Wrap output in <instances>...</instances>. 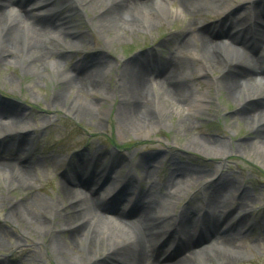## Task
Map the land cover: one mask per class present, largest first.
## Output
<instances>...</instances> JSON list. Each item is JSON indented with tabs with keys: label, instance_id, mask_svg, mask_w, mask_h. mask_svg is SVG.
<instances>
[{
	"label": "rangeland",
	"instance_id": "rangeland-1",
	"mask_svg": "<svg viewBox=\"0 0 264 264\" xmlns=\"http://www.w3.org/2000/svg\"><path fill=\"white\" fill-rule=\"evenodd\" d=\"M22 1L27 3L29 0ZM77 1L73 4L82 3ZM157 1L160 0H143V3L136 7L132 20L139 27L131 33L122 29L115 30L113 25L109 26L110 29L99 30L95 21L89 19L97 13L90 14L87 8L82 12L76 11L71 15L72 18L69 13L65 14L66 18L64 14H54L57 9L58 12L62 11L57 5L51 6L52 11H43L39 15L42 22L64 20L68 27L66 26L67 31L61 36L69 34V38L71 35L77 43L74 47L66 48L61 43L51 41L47 36L48 47L56 48V51L67 56L68 61L63 59L61 63L50 68L47 66L50 63L45 64L39 58L34 60L31 68L26 71L23 68L25 63L35 56L36 52L29 48L28 52L17 53V49L11 46L15 51L12 61L0 64V109L4 112L3 116L0 115V121L7 123L12 121V116L27 112L30 126L26 129H29L30 136L29 140L24 141L25 149L35 154L34 158L30 156L35 165L31 171L34 187L29 192L54 202L62 212L68 204L67 201L64 202L59 191L62 183L81 190H95L101 195L104 191L101 189L103 184L108 185L110 191L113 186L112 178L119 176L120 179L131 178L129 193L135 195L139 191L138 187H143V171L147 166L152 172V179L157 188L167 180L174 182V173L183 172L176 181H180L179 185L183 190L177 192L175 200H172L176 202L175 213H179L183 208L199 206L206 194V183L227 171L242 187L247 188L246 199L249 200V210L252 208L251 212L248 207L244 209L249 215L244 218L242 234L240 230L242 236L246 234L250 239L247 241L249 246L241 248L245 256L233 264H264V240L262 238L259 242L257 239L264 225V145L257 138L260 134V131L256 130L257 121L244 118L240 112L242 108L249 107L247 101L250 97L260 96L264 92V50L260 55L259 47H242L252 57L260 59L257 66L262 74L261 78L251 83L253 87H250L248 82L243 97L237 96L235 92L228 93L213 80L214 77H201L196 69L197 64L202 62L201 59L196 62L186 60L185 63L191 69L180 73L182 79L188 81L189 92L185 100H175L159 83L150 86L146 84L139 93L145 94L147 101L157 107L158 115L153 123L142 124V130H138L134 125L143 121V116L141 121L131 118V122L126 125L120 124L117 116L126 101L125 72L128 67L125 63L137 62L142 58L149 69L151 67L155 70L156 61L164 62L169 56L177 55L174 50L179 41L177 36L186 30L189 22L191 31L199 28L200 24L212 27L215 21L226 16L228 11L224 10L229 9L233 15H237L245 5L264 8V0H246V4L242 3L244 0H227L218 12L195 14L191 17L177 9L176 1L169 4L170 0H165L159 7L155 5ZM90 8L91 11L97 12V7L94 9L92 5ZM150 21H157L158 24L147 27ZM7 33L9 34L10 30ZM26 45L30 46L29 43ZM180 55L178 53L177 57L180 58ZM182 55L184 56L185 52ZM187 56L200 57L201 53L191 49ZM228 57L231 60L251 63L233 50L229 51ZM90 58H102L100 60L109 62L107 70L98 73L100 76L96 78V81L102 83L100 89L105 93V96L99 99L92 95L81 96L75 92L73 79L70 82L63 79L67 74L70 75L67 71L70 64L78 59L84 61ZM52 59L54 60V55ZM122 69L124 74H121ZM218 74L219 72L214 73L216 76ZM150 77L152 79V76ZM59 97L62 101L56 102ZM194 97L201 100H194ZM85 101L98 104L93 116L84 110L82 103ZM195 102L200 108L195 107ZM68 106L70 111L65 110ZM246 114L250 116V112ZM3 130L9 132L12 129L6 127ZM196 135L214 137L219 140L218 147L205 151L193 145L191 139ZM14 139L15 136L11 135L6 138V142L10 144ZM97 149L101 150L102 164L106 167L102 171L103 176H106L107 166L115 164V170L111 171L110 178L107 179L108 184L107 180L106 183L97 181L96 186L89 188L72 182L76 178L75 167L82 165L86 154L92 155ZM30 151L24 152L21 159L26 160L27 155L31 154ZM45 154L53 158L43 157ZM175 165L184 166V169L173 171ZM202 169L207 170L210 175L206 180L195 177L196 172ZM157 188L155 191H158ZM29 192L14 189L9 191L5 184L0 182V264H115L114 253L110 249L112 246L110 247L109 243L103 246L102 242L95 248L94 256L86 260L83 257L87 247L85 237L78 241L70 239L68 231L59 230L58 219H51L48 228L39 232L8 219V206L14 201L27 198ZM103 195L104 193L99 197L104 198ZM108 200L113 201V196H106L102 202L106 205ZM129 206L130 203L124 206L118 204V209ZM240 212H243V209H240ZM150 228L158 236L162 233L160 223L156 222ZM227 233L228 231H219L220 235ZM64 242L68 246H63ZM56 243L62 247L57 249ZM167 248L169 252L173 246L167 244Z\"/></svg>",
	"mask_w": 264,
	"mask_h": 264
},
{
	"label": "bare ground",
	"instance_id": "bare-ground-1",
	"mask_svg": "<svg viewBox=\"0 0 264 264\" xmlns=\"http://www.w3.org/2000/svg\"><path fill=\"white\" fill-rule=\"evenodd\" d=\"M74 1L58 0V4L57 0L56 2L29 0L27 3L22 0H0V64L12 61L15 51L11 46L15 50L17 49V53L19 51L28 52L29 48L32 52H36V55L25 63L23 67L25 71L29 70L34 60L37 61L39 58L45 64L50 63L47 66L53 68L57 63H61L64 57H67L56 52V48L48 47L46 39L49 36L51 41L62 42L67 46L66 48L70 45L74 46L76 41L72 39L71 35L70 38L69 34L65 35V38L61 36L68 26L67 23L60 19L54 22H42L39 16L45 10L52 11L51 6L57 4L61 8L70 5V12L71 8L74 11L87 8L90 14L97 13L89 19L95 21L99 30L110 29L109 26L112 25L115 26V30L122 29L127 33L138 30L139 25L135 24L132 17H134L136 7L143 3V0H80L82 3H77L78 0L77 4H73ZM163 1L165 0L155 2V5L159 7ZM172 1H176L177 9L181 13L191 17L195 14L206 15L209 12H218L227 0H170L169 4H172ZM246 2L244 0L242 3L246 4ZM165 4L167 3L165 2ZM64 5L66 6L63 7ZM92 5L94 9L97 7L95 9L97 12L91 11ZM159 9L162 10V8ZM227 11L226 16L215 21L212 27L200 24L199 28L191 31L189 22L186 30L177 36L179 41L174 49L177 55L169 56L164 62L156 61L155 70L151 67L149 69L142 58H139L137 62L125 63V66L128 67L127 72L123 71V67L121 74L124 72L127 74L126 101L117 115L120 124L130 123L131 118L141 121L143 116L144 120L134 125L138 130L140 128L142 130V124H151L157 117V107L152 105L151 101H147L145 94L139 93L146 84L150 86L159 83L163 85L166 93L175 100H185L189 92L188 81L182 79L180 73L191 69L185 63L186 60L196 62L201 59L202 62L196 63L199 75L203 78L214 77L212 79L228 93L235 92L237 96L242 95L243 97L248 82L250 87H253L251 83L262 77V74L259 73L260 67L257 66L260 59L252 57L242 47H259L260 55H262L264 50V8H251L245 5L242 12L237 15H233L229 9L224 10V12ZM65 12L69 11L60 13ZM60 13L55 11L57 15ZM164 13L166 14V12ZM157 24V21H150L146 26L152 27ZM27 43L30 46H27ZM191 49L199 51L201 56H187V52ZM230 50L236 51L251 63L231 60L228 57ZM178 53L181 54L180 58L177 57ZM52 55H54V60ZM107 63L109 64L107 60L97 58L84 61L78 59L70 65V70L73 71L68 73H71V76L67 74L63 79L68 82L73 79L75 92L81 96L85 94L96 96L97 99L102 98L105 93L100 89L102 83L96 81V78L100 76L98 73H104L107 70ZM215 72H219V74L216 76ZM153 75L156 76L153 77ZM194 100L200 101L201 99L194 97ZM61 101L60 97L56 100V102ZM247 102L250 105L246 109L242 108L241 115L244 118L257 121L256 130L260 131L257 138L264 145V92L260 96L250 97ZM82 104L84 110L92 116L98 108V104L92 101H85ZM193 104L200 108L196 102ZM178 107L185 113L180 105ZM65 110L70 111V106L65 107ZM246 112H250V116ZM26 113L12 116V121L7 123L0 121V131H2V135L4 134L3 137L0 136V182L4 183L9 191L14 189V191L29 192L34 187V177L31 175V171L35 161L30 158V156L34 158V152L30 151L31 154L27 155V159L24 162L21 161V154L29 152L25 150L24 143L25 140H29L30 136L29 129H26L30 126ZM0 115H4L1 109ZM6 127L11 128L13 132H3L5 131L3 128ZM11 135H14L15 139L11 144H8L6 138ZM191 143L208 151L218 147L219 140L214 137L196 135L191 139ZM101 154V150L98 149L92 155L86 154L83 157L82 165L75 167L76 178L72 182L80 183L83 187L89 186V188L96 186L97 181L108 184L107 179L110 178L111 171L115 170V164H109L106 176H103L102 171L106 167L102 164ZM43 157L53 158L46 154ZM181 169L183 170L184 166L175 165L172 170L179 171ZM173 175L176 176L174 182L167 180L157 188L156 182L152 179L151 170L145 166L142 178L143 187L139 186V191L135 195L129 193V186L132 184L131 178L120 179L119 176H116L112 178L111 185L113 186L110 191L108 185L103 184L101 189H104V198L99 197L103 193L100 195L95 190L87 188L81 190L62 183L59 191L64 202H68L67 208L63 209V212L54 202H49L34 192H29L27 198L14 201L8 206L6 216L34 232L46 230L51 219H58L59 230L68 231L70 239L78 241L85 237L87 247L83 257L86 260L94 256L95 248L102 242L103 246L106 243H109L110 247L112 246L110 249L113 250L115 264H215L216 262L233 264L240 261L245 256L241 248L249 246L247 241H250L246 234L241 235L245 226L244 218L249 215L248 211L244 210L247 207L249 210L250 206L249 200L246 199L247 188L242 187L234 176L225 171L206 183V194L199 206L183 208L179 213H175L176 202L172 200H175L177 192L183 190V187L179 185L180 181L176 183L183 172ZM209 176L208 171L202 169L196 172L195 177L206 180ZM156 188L158 191H155ZM108 195L113 196V201L108 200L106 206L102 200ZM129 203L130 206L127 209L122 210L123 207L118 209V204L124 206ZM240 209H243V212H240ZM251 210L252 208L249 212ZM111 216L116 218L112 219ZM155 222L161 224L162 233L159 236L154 234L150 228ZM219 231L224 233L228 231V233L220 235ZM258 234V241H262V238L264 240V225ZM167 244L173 246L169 252V247L166 249ZM64 245L68 246L65 242ZM61 247L62 245L56 243L57 249Z\"/></svg>",
	"mask_w": 264,
	"mask_h": 264
}]
</instances>
